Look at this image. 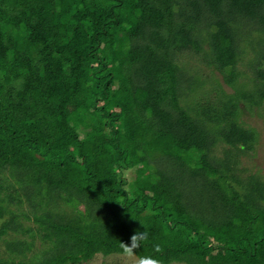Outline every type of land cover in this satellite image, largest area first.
Masks as SVG:
<instances>
[{
    "label": "trees",
    "instance_id": "obj_1",
    "mask_svg": "<svg viewBox=\"0 0 264 264\" xmlns=\"http://www.w3.org/2000/svg\"><path fill=\"white\" fill-rule=\"evenodd\" d=\"M252 103L264 0H0V264H264Z\"/></svg>",
    "mask_w": 264,
    "mask_h": 264
},
{
    "label": "rangeland",
    "instance_id": "obj_2",
    "mask_svg": "<svg viewBox=\"0 0 264 264\" xmlns=\"http://www.w3.org/2000/svg\"><path fill=\"white\" fill-rule=\"evenodd\" d=\"M198 58H194L191 60L194 64L198 63ZM243 64L244 70L246 74L248 75V78L246 77L244 79V75L241 78L244 83L240 86V88L244 90H253L257 91L255 80H252V71L248 68L247 62ZM195 69L200 70L203 74L207 75L209 74L210 67H208L205 64L199 63V67H195ZM248 69V70H247ZM215 76L218 77L219 81L222 83L223 88L227 92H233V88L230 87L225 81L224 77L219 73L215 72ZM240 80V81H241ZM241 81V83H242ZM217 82H210L206 81L204 84L205 89L204 90H210L215 87H217ZM211 97L214 99L215 97V91H211ZM241 114V119L243 122L247 125V128H250L251 131V138L254 139V142L252 143V148L249 151V154L242 155L241 163L244 169L240 166L239 172L241 175H243L245 180H248L251 176L249 173L253 171L255 175L257 176V179L259 178L262 182H264V106H257L256 103L249 104L248 110H239ZM239 119V118H238ZM239 154V151L232 152L231 156L237 157ZM223 165V163H221ZM131 169H128L125 171V175L129 177H133V174L131 173ZM242 177V178H243ZM243 193H249V187L248 186H240ZM261 203H264V201H261ZM80 211L84 210V204H80L79 208ZM258 208L255 207V210ZM87 264H134L133 260H127L126 258L122 257L121 255L117 254H111L108 256H103L101 254L96 255L89 263ZM171 264H185V263H171Z\"/></svg>",
    "mask_w": 264,
    "mask_h": 264
},
{
    "label": "clouds",
    "instance_id": "obj_3",
    "mask_svg": "<svg viewBox=\"0 0 264 264\" xmlns=\"http://www.w3.org/2000/svg\"><path fill=\"white\" fill-rule=\"evenodd\" d=\"M148 232L144 231H135L134 234L130 236L128 242H120L119 247L122 250L121 256L126 258L127 260H133L134 264H160V261L153 256H136V251L142 245V242L147 241ZM154 251L159 253L162 252L163 249L159 244L154 245Z\"/></svg>",
    "mask_w": 264,
    "mask_h": 264
}]
</instances>
